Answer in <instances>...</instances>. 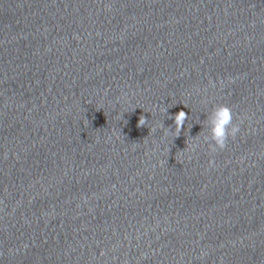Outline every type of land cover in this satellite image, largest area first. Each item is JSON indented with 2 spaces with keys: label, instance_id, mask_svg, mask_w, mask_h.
Here are the masks:
<instances>
[{
  "label": "clouds",
  "instance_id": "9594fccd",
  "mask_svg": "<svg viewBox=\"0 0 264 264\" xmlns=\"http://www.w3.org/2000/svg\"><path fill=\"white\" fill-rule=\"evenodd\" d=\"M221 88L224 87V82L220 81ZM212 87L215 88L216 84L212 81ZM187 107L186 105H184ZM167 112V109H164ZM152 114V113H151ZM188 114L180 110L174 117H169L174 120L173 127H164L163 122L160 124V130L163 135H168L174 131L175 137L181 134L184 128L185 121L188 119ZM242 120L236 115L231 105L227 103L213 104L210 110L207 112V117L203 122V128H206V134L203 137L204 145H207V149L212 159L209 161V168L211 169L215 165V155L223 152L228 147V142L235 141L238 134L241 131ZM148 125V120L144 115H140L138 120V127ZM150 128V127H149ZM156 127L152 126L150 132L156 131ZM199 136V135H198ZM196 147H199L197 145Z\"/></svg>",
  "mask_w": 264,
  "mask_h": 264
}]
</instances>
